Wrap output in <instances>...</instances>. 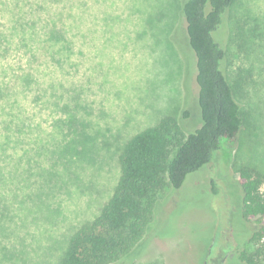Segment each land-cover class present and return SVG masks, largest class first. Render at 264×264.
I'll use <instances>...</instances> for the list:
<instances>
[{
  "label": "rangeland",
  "instance_id": "rangeland-1",
  "mask_svg": "<svg viewBox=\"0 0 264 264\" xmlns=\"http://www.w3.org/2000/svg\"><path fill=\"white\" fill-rule=\"evenodd\" d=\"M187 1L74 0L73 43L33 65L42 92L31 98L21 137L12 139L21 143L0 149V264H59L69 239L113 195L119 155L133 136L170 116L187 134L201 126ZM46 4L68 11L60 0ZM216 39L228 51L244 127L223 144L214 169L159 198L153 232L133 264H203L208 246L217 255L226 242L239 256L250 238L235 185L241 166L264 173V0H236ZM188 109L195 116L187 123ZM21 238L36 246L17 258Z\"/></svg>",
  "mask_w": 264,
  "mask_h": 264
},
{
  "label": "trees",
  "instance_id": "trees-1",
  "mask_svg": "<svg viewBox=\"0 0 264 264\" xmlns=\"http://www.w3.org/2000/svg\"><path fill=\"white\" fill-rule=\"evenodd\" d=\"M50 1L0 0V149L21 143L12 139L22 134L29 121L25 113L32 96L42 92L33 65L42 63L59 44L71 46L69 33L78 31V17L69 10L74 0H60L67 12L48 11L45 7ZM235 1L188 0L183 8L195 54L201 126L187 134L190 128L170 116L133 136L119 155L120 176L113 195L99 216L69 239L59 264H133L132 257L153 232L159 198L166 190L184 188L190 176L214 169L223 144L237 139L244 127L242 107L228 76V51L216 39ZM13 55L21 63L26 61L27 68L17 66ZM194 116L189 109L183 112L187 123ZM237 175L234 185L240 191V211L251 231L238 259L241 264H264V173L244 165ZM212 185L216 186L215 180ZM21 239L17 258L36 246Z\"/></svg>",
  "mask_w": 264,
  "mask_h": 264
},
{
  "label": "flooded vegetation",
  "instance_id": "flooded-vegetation-1",
  "mask_svg": "<svg viewBox=\"0 0 264 264\" xmlns=\"http://www.w3.org/2000/svg\"><path fill=\"white\" fill-rule=\"evenodd\" d=\"M235 238V237H234ZM236 240V239H235ZM221 242V241H220ZM216 243V242H215ZM223 246L226 248L227 246H228V244H226V242L223 244ZM223 246H221V248H219V254H215V255H213L212 254V251H211V249L209 248V250H208V253H207V255H206V258H205V260H204V263L203 264H216V261H218L219 260V258L223 255V258H222V260H221V262H219L218 264H228L229 262H227V261H232V260H234L235 261V263L233 262V263H231V264H241V262H240V260L238 259V256L235 254V253H233V248H232V250L229 252V253H227V254H223V252H222V248H223ZM231 246H233L232 244H231ZM217 248V247H216ZM232 253V254H231ZM235 256H234V255ZM233 259H232V258ZM214 259V260H213ZM231 259V260H230Z\"/></svg>",
  "mask_w": 264,
  "mask_h": 264
}]
</instances>
